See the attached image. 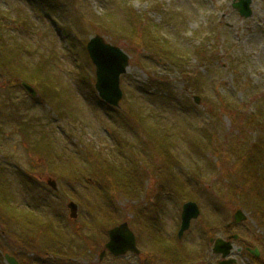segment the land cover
Segmentation results:
<instances>
[{"label": "rangeland", "instance_id": "obj_1", "mask_svg": "<svg viewBox=\"0 0 264 264\" xmlns=\"http://www.w3.org/2000/svg\"><path fill=\"white\" fill-rule=\"evenodd\" d=\"M232 1L0 0V22L6 24L2 27L4 40L0 42L5 45V51L20 50L17 56L25 64L35 67L39 64L55 82L54 91H59L58 99L65 110V116L59 117L56 103L49 96L28 97L13 84L19 78L10 74L14 78L10 77L8 82L5 77L9 75L0 71L1 179L9 203L35 211L40 223L49 221L54 230L50 234L56 236L57 230L60 232L61 248L75 252L77 255L72 260L77 264L142 261L166 264L168 255L162 252V258L156 257L153 239L134 219L138 212L135 205L143 211L147 210L146 206L157 204L161 209L160 232L166 239H174L172 243L177 245L181 207L189 199L197 204L199 215L178 243L193 264H215L218 260V256L211 254L209 237L237 235L240 239L233 243L232 252L236 264H252L244 254V243L250 248L257 247L259 254H263L262 243L258 241L262 229L237 201L224 193L228 184L246 189L240 174L234 170L238 161L225 153L226 148L233 144V153L242 156L250 141L264 136L259 128L248 132L241 127L248 113L257 110L261 111L264 127V0H250L248 19L241 18L231 8ZM128 10L131 15L145 14V23L150 21L156 26L158 37L166 39L169 50L173 51L171 63L157 60L103 24L107 14L108 19L123 24ZM95 34L129 56V67L120 78L122 99L118 109L104 107L93 99L94 69L85 44ZM2 60L0 56V64ZM195 97L198 104L193 100ZM55 99L57 102V93ZM128 108L148 116L147 120L163 128L164 134L160 136L167 138L169 156L173 154L177 158L171 172L175 175L173 181L177 185L182 183L189 197L165 194L156 201V184L161 179L150 172L165 165L149 149L143 132L134 128ZM206 139L212 140L213 145ZM212 146L221 150L220 157L211 155ZM88 147H92L98 158L104 157L117 165L135 162L134 172L143 166L141 182L137 179L135 183L138 198L130 200L119 193L110 205L117 212L113 220L117 218V224L127 222L138 239L140 258L131 253L120 258L109 252L102 255L101 249L108 238L95 222L89 221V214L92 210L102 212L97 207L107 204L90 173L79 181L57 176V167L65 172L87 166L82 152ZM42 152L52 157L47 159ZM49 177L57 184L55 191L44 189ZM29 179L36 184L32 185ZM37 185L41 188H36ZM174 185L169 181L165 189L172 191ZM43 192L47 193L44 200ZM69 201L81 202L76 220L69 218L66 209ZM238 209L246 215L245 221L226 229ZM111 211L108 213L112 214ZM100 214L95 215L100 217ZM141 219L148 217L141 215ZM7 224L10 230L0 225V240L8 232L13 234L10 237L17 233L24 235L21 229L13 227L14 222L7 220ZM77 226L85 238L75 234ZM36 228L35 235L40 226ZM36 238L48 241L41 233ZM89 242H97L99 248H90ZM52 247L56 249L57 244ZM237 249H241L239 253ZM5 252L12 253L1 250L2 257ZM157 255L160 257L161 253ZM47 257L50 261L57 259L53 255ZM1 264H5L3 260Z\"/></svg>", "mask_w": 264, "mask_h": 264}, {"label": "trees", "instance_id": "obj_2", "mask_svg": "<svg viewBox=\"0 0 264 264\" xmlns=\"http://www.w3.org/2000/svg\"><path fill=\"white\" fill-rule=\"evenodd\" d=\"M126 12L127 16L125 18V22L123 24H119L111 20V17L108 19L109 15L107 14L102 19L103 24L109 30H117L120 35L126 40H131L135 45L139 48L148 51L150 55H154L157 57V60L164 61L166 63L172 62V50H169L168 43L166 39L158 37L156 26H152L150 21L145 23L143 19L146 20L145 14L143 15H131ZM4 23L0 22V41L4 40V35L2 32V27H4ZM7 30V29H6ZM5 45L0 42V56L2 63L0 64V71H6L10 77L19 78L18 80H23L28 84L34 86L38 93L42 96H49V98L56 103L57 106V114L59 117L65 116V110L63 109V102L59 101L60 93L55 92V82L51 79L50 75L41 69L39 64L35 67L29 64H25L21 60V56L18 57L17 54L20 50H14L11 48L9 51H5ZM171 52V53H170ZM18 63L20 66H18ZM10 74H14L10 76ZM13 77V78H14ZM11 82V81H10ZM14 84H17V81H14ZM18 88H20L18 86ZM161 88V85H160ZM167 89V87H164ZM91 92H94L92 87ZM57 93V102L55 99V95ZM93 99L102 104L104 107H108L104 103L98 101V99L93 95ZM61 109V111H60ZM127 114L134 121V128H137L141 132H143L145 141L149 145V149L152 150L156 155L161 158L160 161L164 162L165 166L157 168L155 170H151L150 175L157 176L161 179V182H157L158 185L156 201L160 199V197L166 192L165 186L169 181H172L175 185L172 191V194L180 195L179 192L182 190L179 189V184L173 181L175 175H172L174 167L176 166V156H169L170 150L167 146V138L164 136H160L162 133L160 126L155 125L151 120H147L148 116L138 115L137 112H133L132 108L127 109ZM261 111L257 110L252 113H248L246 118L241 124L242 130L244 129L248 132H253L256 128H259L260 131H264L263 122L261 121ZM140 127V128H138ZM163 130V129H162ZM241 130V131H242ZM240 133V130H238ZM164 134V133H162ZM166 134V133H165ZM207 143H211L213 145V141L206 139ZM234 145L232 144L230 147L226 148L225 152L228 155H232L237 162V167L234 168L236 173L240 174V181L242 185L246 187L243 189L240 185L233 186L234 184L227 185L226 191L224 195H230L231 200L237 201L240 207L244 208L251 218L257 223V225L262 229V236L258 238V241L262 243V255L259 259H253L250 256V260L254 264H264V136H260L256 139L250 141V144L246 147L242 156L234 154ZM85 158L84 161L87 163V166L76 167L71 169H66L67 171L62 172L57 167V176L69 181H79L84 179L86 175H90L96 180L97 187H99V194L103 196L106 207H97L101 208L102 212H92L90 215V222H95L97 225V229L100 232H104L112 227H114L119 221L117 218L113 220V216L116 215V210L111 207L114 201V197H116L119 193L121 195H125L128 199H136L139 194L137 192V179L140 181L143 166L134 172V164L135 162L130 163L129 165H117L113 161H109L104 157H97L95 153L92 151V147L86 148V151L83 150ZM210 153L212 156H216V158L221 156V150L218 147H211ZM102 158V159H101ZM62 172V173H61ZM154 172V173H153ZM164 175V177L162 176ZM82 177V178H81ZM141 182V181H140ZM139 191V190H138ZM228 192V193H227ZM188 194L186 197H189ZM152 199V198H151ZM193 200V199H189ZM77 204L82 208L81 202L76 201ZM146 202H149L147 200ZM111 205V206H110ZM111 208H110V207ZM108 207V208H107ZM138 204L135 205L134 219L139 222L143 226V229L146 230L148 236L153 239L155 251L157 253H161L159 257L156 253L157 258H162L163 253L168 255L166 264H193L194 261H191V257L188 254H183V249L179 246V243L176 241L177 245H173V240H167L166 237L160 232V217L158 212L161 210L158 208L157 204L153 206H146L147 210H141ZM96 211V208H93ZM109 209H111L112 214L108 213ZM0 210H3V214H0V225L6 227L7 229H11V227L7 226V220L10 222H14L13 227L17 229H21L23 236L20 233L14 234V236L10 237L11 232H8L6 236L2 240H0V251L1 250H11V254L17 259L20 264H77L72 260V257L75 258L77 255L75 252L67 249L61 248V237L59 238L60 232L57 230V234L51 235L50 232H54L51 228V223L49 221H41L38 220L36 215L29 210H19L11 203H9V199L7 197V191L4 182L1 179L0 175ZM145 211V214H144ZM101 213L100 217H97L95 214ZM160 214V213H159ZM141 215H147L148 219H141ZM109 223L106 224V222ZM104 223L102 226L101 224ZM25 223L32 224L30 227H25ZM77 223V222H75ZM22 224V225H20ZM39 227V230L36 232V235L41 233V236L47 238L44 240H40L36 238V235L33 234L36 227ZM12 227V228H13ZM25 228V233H24ZM80 227H76L75 234L85 238L80 234ZM43 231L44 234L42 233ZM11 234V235H10ZM10 235V236H9ZM86 241L85 239H83ZM100 241V240H99ZM97 241V242H99ZM97 242H89L90 248H99ZM44 243V244H43ZM53 244H57L56 249L52 247ZM50 245V247H49ZM6 253V252H5ZM31 254L32 257L28 255ZM57 256L54 261H50L47 256ZM2 255L0 253V264L2 262ZM150 261V260H149ZM140 264H144L143 262Z\"/></svg>", "mask_w": 264, "mask_h": 264}, {"label": "water", "instance_id": "obj_3", "mask_svg": "<svg viewBox=\"0 0 264 264\" xmlns=\"http://www.w3.org/2000/svg\"><path fill=\"white\" fill-rule=\"evenodd\" d=\"M250 0L233 1L231 7L237 11L240 17L249 18L251 10L249 8ZM88 56L95 67V84L94 87L97 91L98 97L106 104L118 107L122 98L120 89V76L125 74L129 65V58L121 49L106 43L99 35H94L89 38L86 44ZM22 87L27 93L34 96L35 90L21 82ZM51 189L55 190V184L49 182ZM69 211V218H77V205L73 201H69L66 205ZM199 214L198 207L193 202H187L182 206L181 223L178 231V238H181L184 231L189 228L190 221L196 219ZM246 215L236 210L232 216L231 223L238 224L245 221ZM108 242L104 245L102 255L108 251L115 257L124 256L127 252L139 255V250L136 247L135 236L128 228L127 223H122L107 231ZM236 235H231L225 240L221 238H210L209 243L212 245V253L220 255V260L216 264H235L232 258L226 259L230 256L233 249L232 241L236 240ZM239 251V250H238ZM246 251L257 258L259 253L257 249H248ZM101 259V257H100ZM4 261L6 264H18V262L8 254H4Z\"/></svg>", "mask_w": 264, "mask_h": 264}]
</instances>
